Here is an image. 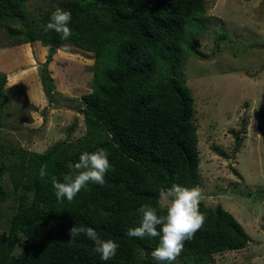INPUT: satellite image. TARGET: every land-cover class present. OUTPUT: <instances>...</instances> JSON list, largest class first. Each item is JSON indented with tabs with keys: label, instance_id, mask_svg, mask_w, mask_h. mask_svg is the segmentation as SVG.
Returning <instances> with one entry per match:
<instances>
[{
	"label": "trees",
	"instance_id": "16d2710c",
	"mask_svg": "<svg viewBox=\"0 0 264 264\" xmlns=\"http://www.w3.org/2000/svg\"><path fill=\"white\" fill-rule=\"evenodd\" d=\"M206 4V0H59L51 2L41 23L35 21L31 27L24 1L0 0V25L6 26L8 39L41 43L42 48L33 49L38 55L48 48L41 72L52 92L56 86L48 69L58 50L79 48L94 54L95 61L92 91L82 96L78 107L86 137L79 144L55 145L44 154L12 150L0 160V209L12 197L17 202L8 222L1 223L5 216L0 211V264H158L151 253L159 238L130 237L127 230L139 226L142 205L165 214L158 206L161 189L173 184L201 186L195 99L181 75L186 54L194 48L188 31L192 35L201 29L198 24L205 25ZM57 8L71 14L67 40L55 31H44ZM6 85L7 75L0 72V103ZM98 149L106 150L111 165L105 183L89 182L71 202L57 200L51 178L62 180L82 153ZM42 167L47 173L43 179ZM6 174L13 189L5 186ZM199 210L206 217L204 225L184 242L172 264H215V254L247 247L249 235L222 205L207 208L200 202ZM73 224L92 227L101 239L115 241L116 255L102 260L83 234L69 243Z\"/></svg>",
	"mask_w": 264,
	"mask_h": 264
},
{
	"label": "rangeland",
	"instance_id": "374dc122",
	"mask_svg": "<svg viewBox=\"0 0 264 264\" xmlns=\"http://www.w3.org/2000/svg\"><path fill=\"white\" fill-rule=\"evenodd\" d=\"M22 1L27 25L33 27L59 0ZM206 2L202 18L207 22L192 35L188 31L194 48L186 54L181 75L195 99L200 202L207 208L222 205L250 237L241 251L215 254V264H264V0ZM15 27L21 28L19 23ZM37 45L43 47L10 41L6 26L0 25V72L7 75L0 103V160L12 150L44 154L86 137L78 107L92 91L94 54L72 47L58 50L48 69L56 86L52 92L41 72L48 48L38 55ZM21 62L32 68L24 70ZM5 186L13 189L8 174ZM16 207L15 197L2 205L1 223Z\"/></svg>",
	"mask_w": 264,
	"mask_h": 264
},
{
	"label": "clouds",
	"instance_id": "9594fccd",
	"mask_svg": "<svg viewBox=\"0 0 264 264\" xmlns=\"http://www.w3.org/2000/svg\"><path fill=\"white\" fill-rule=\"evenodd\" d=\"M70 21V12L57 8L51 14L44 31H55L62 39L67 40L71 36L68 27ZM70 167L71 174L65 175L62 180L51 178L57 200L66 198L71 202L89 182L103 185L104 177L111 165L106 150L98 149L95 152L82 153L78 162ZM39 174L42 179L47 175L44 167L40 169ZM201 199L202 192L198 187L188 188L173 184L169 189H161L158 206L165 214L158 215L156 208L142 205L138 209L141 214L140 224L135 228H129L127 235L139 238L158 237L159 243L151 253L153 259L158 264L165 262L172 264L183 251L184 242L190 241L204 225L206 217L199 210ZM81 234L94 243L95 252L100 254L102 260L108 261L116 255L119 245L111 239H101L92 227L73 224L68 232L69 243Z\"/></svg>",
	"mask_w": 264,
	"mask_h": 264
},
{
	"label": "crops",
	"instance_id": "0c3cea01",
	"mask_svg": "<svg viewBox=\"0 0 264 264\" xmlns=\"http://www.w3.org/2000/svg\"><path fill=\"white\" fill-rule=\"evenodd\" d=\"M1 66V65H0ZM1 67H3V66H1ZM12 70H17V69H12Z\"/></svg>",
	"mask_w": 264,
	"mask_h": 264
}]
</instances>
